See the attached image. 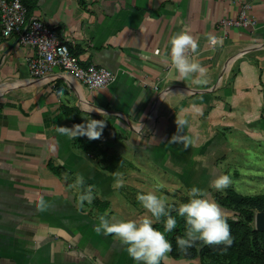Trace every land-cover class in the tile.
Listing matches in <instances>:
<instances>
[{"label": "crops", "instance_id": "crops-1", "mask_svg": "<svg viewBox=\"0 0 264 264\" xmlns=\"http://www.w3.org/2000/svg\"><path fill=\"white\" fill-rule=\"evenodd\" d=\"M23 3L82 66L106 68L114 80L89 90L59 70L33 78V50L17 36L0 38V264H133L120 242L95 231L92 202L108 203L109 217L139 222L146 210L137 194L159 192L149 179L192 182L193 169L210 163L216 133L235 144L264 135V0ZM244 4L254 27L220 25ZM182 31L198 44L187 54L206 68L204 85L165 78L169 41ZM209 35L222 43L211 46ZM65 108L78 110L83 123L105 122L91 151L58 128L74 127ZM176 120L185 123L178 128ZM41 199L44 211L36 207ZM161 264L201 263L166 256Z\"/></svg>", "mask_w": 264, "mask_h": 264}, {"label": "clouds", "instance_id": "clouds-1", "mask_svg": "<svg viewBox=\"0 0 264 264\" xmlns=\"http://www.w3.org/2000/svg\"><path fill=\"white\" fill-rule=\"evenodd\" d=\"M208 42L211 46L222 43L217 37L209 35ZM169 59L171 70L166 73V79H190L194 85L207 83L206 68L187 54L189 50L195 53L198 47L196 40L186 31L171 37L169 41ZM59 91V89L57 90ZM102 113L99 109H89ZM103 114V113H102ZM185 122L177 121V127ZM105 122L103 120L87 119L84 123L75 125L73 129L58 127L64 134H75L89 140L99 139L103 133ZM232 181L228 175H221L212 181V187L218 192L226 190ZM137 202L150 214L139 222L135 220H117L106 214L98 216L95 226L97 233L112 236L121 243L133 264H161L166 254L172 250L171 242L166 234L177 227V218L184 222V233L176 238L179 250L187 251L197 243L205 245L224 244L231 246L232 238L229 225L226 222L220 206L207 198V193L197 187H192L188 192L187 202L179 206L169 205L167 197L156 195L155 192L137 194ZM91 200L90 196H82L81 201ZM37 210H46L43 199L37 203ZM175 212V215L172 213ZM162 223L163 231L153 225Z\"/></svg>", "mask_w": 264, "mask_h": 264}, {"label": "built area", "instance_id": "built-area-1", "mask_svg": "<svg viewBox=\"0 0 264 264\" xmlns=\"http://www.w3.org/2000/svg\"><path fill=\"white\" fill-rule=\"evenodd\" d=\"M244 4L235 19L223 20L221 26L246 29L256 25ZM18 37V43L33 50L27 67L33 78L49 77L55 70L72 75L89 90L103 89L114 80V74L95 64L82 66L79 58L59 40L52 28L35 16L29 15L23 0H0V38Z\"/></svg>", "mask_w": 264, "mask_h": 264}, {"label": "trees", "instance_id": "trees-1", "mask_svg": "<svg viewBox=\"0 0 264 264\" xmlns=\"http://www.w3.org/2000/svg\"><path fill=\"white\" fill-rule=\"evenodd\" d=\"M28 14L30 15L29 11ZM63 111L74 126L83 123L82 114L78 110L65 108ZM73 144L88 152L91 151L90 146L93 144V140L79 136ZM114 159L117 160V157ZM51 169L57 176L62 172L56 167ZM183 202H187V200ZM214 202L223 210L231 212L230 216L223 215L229 225L232 238L231 246L197 243L187 251L179 250L176 245V238L183 235L184 222L177 218V227L166 234V238L172 244V250L166 255L172 259H198L201 264H264V230L258 231L252 227L255 212L264 211V193L246 196L238 194L232 189H227L224 196L217 197L215 195ZM92 203L98 208L97 218L104 214L108 208L106 202L93 201ZM172 214L175 215V212ZM153 227L163 231L162 223H154Z\"/></svg>", "mask_w": 264, "mask_h": 264}, {"label": "rangeland", "instance_id": "rangeland-1", "mask_svg": "<svg viewBox=\"0 0 264 264\" xmlns=\"http://www.w3.org/2000/svg\"><path fill=\"white\" fill-rule=\"evenodd\" d=\"M234 138L232 137V141L228 143L229 138L221 132L211 138L210 163L193 169V176L189 179L192 182L176 183L175 178H171L173 182L164 181L156 185L151 184L152 181L149 179V188L159 191L158 196L167 197V203L173 206L188 200V192L192 187L204 190L207 198L213 202L215 195L222 197L227 189L246 196L264 193V135L248 134L243 137L241 143L237 141V144L233 141ZM221 175H228L232 183L226 190L218 192L212 187V181ZM152 178L151 176V180ZM166 178L170 180L169 177ZM149 192L152 190L149 189ZM220 209L224 216L231 215L230 211ZM146 213L145 218H149L150 214ZM252 227L255 229L254 220Z\"/></svg>", "mask_w": 264, "mask_h": 264}, {"label": "water", "instance_id": "water-1", "mask_svg": "<svg viewBox=\"0 0 264 264\" xmlns=\"http://www.w3.org/2000/svg\"><path fill=\"white\" fill-rule=\"evenodd\" d=\"M255 230H264V212H258L254 215Z\"/></svg>", "mask_w": 264, "mask_h": 264}]
</instances>
